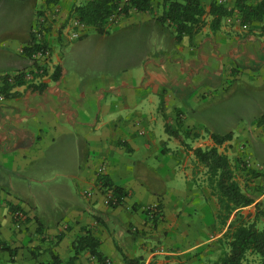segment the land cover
Here are the masks:
<instances>
[{
	"label": "crops",
	"instance_id": "obj_1",
	"mask_svg": "<svg viewBox=\"0 0 264 264\" xmlns=\"http://www.w3.org/2000/svg\"><path fill=\"white\" fill-rule=\"evenodd\" d=\"M87 1L33 0L27 30L0 57V73L31 67L23 49L39 12L56 5L65 17ZM240 1L261 0H219L230 13L217 28L205 0V25L180 40L159 21L158 0L103 33L88 27L71 41L51 35L52 77L21 85L0 102V262H51L52 251L67 260L90 232L106 264L215 263L211 250L226 228L216 221L217 200L194 149L218 146L214 134H231L218 149L254 198L242 211L264 209V161L252 151L255 141L264 146V21L244 28ZM238 90L239 98L229 95ZM238 118L251 127L235 134ZM54 176L60 179L47 187ZM104 179L123 189L119 204L104 203ZM156 203L153 219L148 208ZM53 214L59 217L50 221ZM79 262L100 264L89 250Z\"/></svg>",
	"mask_w": 264,
	"mask_h": 264
},
{
	"label": "trees",
	"instance_id": "obj_2",
	"mask_svg": "<svg viewBox=\"0 0 264 264\" xmlns=\"http://www.w3.org/2000/svg\"><path fill=\"white\" fill-rule=\"evenodd\" d=\"M56 0H47L51 4ZM156 0H88L84 4L75 6L71 14H76L87 25L94 27L98 32L106 31L108 19L115 14L128 16L132 10L147 12L154 8ZM162 14L158 17L162 23H167L175 30V35L180 40L185 35H193L205 25L207 14L205 0H161ZM241 20L246 25H256L264 21V0L257 4H248L243 1L238 3ZM210 14L214 15L213 26L217 28L222 18L230 10L219 0H211ZM60 67L57 66L54 79L60 76ZM6 96L10 94L9 87L5 90ZM170 134L181 138L177 130H172L168 125ZM232 137L231 134H214L215 143L219 146ZM218 146L209 149L196 148L194 154L206 168V184L211 194L216 198L218 210L215 214L216 221L224 229L220 241L226 250L219 259V264H264V210L257 208L254 215L243 213L242 208L254 203V198L249 196L240 186L230 159L221 153ZM248 172L258 175L253 169ZM103 186L114 188L120 202L125 196L120 187H114L107 179L102 181ZM259 205V204H257ZM153 219L160 212V205L156 210H149ZM232 215L234 217L231 219ZM231 219V220H230ZM73 254L63 260L52 251V261L40 264H82L79 262L82 251L89 250L96 256L100 264H106V259L100 251V240L90 232L85 233L73 244ZM128 264L135 260L126 258ZM0 264H5L0 262Z\"/></svg>",
	"mask_w": 264,
	"mask_h": 264
},
{
	"label": "built area",
	"instance_id": "obj_3",
	"mask_svg": "<svg viewBox=\"0 0 264 264\" xmlns=\"http://www.w3.org/2000/svg\"><path fill=\"white\" fill-rule=\"evenodd\" d=\"M60 15L61 8L59 6L53 7L52 11L44 9L37 14L31 29L32 42L28 48L23 49V52H28L32 65L29 68L0 73V102L6 99L5 90L8 87L9 92H12L21 85L43 84L46 78L52 77L53 73L49 70L52 64L53 54L50 45V37L52 34L57 32L59 36L64 35L68 41H71L80 38L87 30V24L78 15L69 14L65 17H61ZM110 18H114V15ZM243 27L247 28V25ZM105 172L106 168L104 165H100L97 168V174L99 176H103ZM100 186L103 190V201L106 205L113 206L120 203L113 187L103 186L102 180L100 181ZM86 194L93 196L94 191L87 190ZM158 205L156 203L148 209L151 211L156 210ZM15 214L18 218L24 217L21 211H17ZM107 263L110 264L109 259Z\"/></svg>",
	"mask_w": 264,
	"mask_h": 264
},
{
	"label": "rangeland",
	"instance_id": "obj_4",
	"mask_svg": "<svg viewBox=\"0 0 264 264\" xmlns=\"http://www.w3.org/2000/svg\"><path fill=\"white\" fill-rule=\"evenodd\" d=\"M32 4H33V0H0V57L4 56L10 50V47H12V45L16 41H19L24 36V33L27 30L28 19L32 18V15L34 13ZM81 4H84V2H81ZM155 4H156V7H158L159 9L158 15L160 16L162 14L161 0H158V3L155 2ZM53 7L50 6L48 10L52 11ZM122 16H123L122 14H115L114 18L112 19L109 18L105 28L108 29L118 24ZM87 26L89 28L91 27L89 25ZM90 32H92L93 34L95 33L93 28L90 29ZM230 94L238 98L239 96L242 95L240 90L236 91V93L230 92L229 95ZM225 121L226 120H223V122ZM250 127H251V124L247 118H242V119L238 118V120H236L235 123L233 124L232 129L235 134H240L241 129L250 128ZM253 144H254L253 150H252L253 155L256 156L257 162L259 161L258 163H262L261 161L262 160L264 161V146L257 143L256 141ZM261 169H263V167H261L260 170ZM262 176H264V173L260 172V177ZM53 178L56 181L47 183V187L53 186L55 182H57V180L60 179L57 176H54ZM72 187L74 188L73 193L77 192L76 191L77 187L75 185H73ZM244 187H246L245 184H244ZM52 201H56V199L53 198ZM58 212H60V210H58ZM58 217H59V214H53L49 216V220L54 221ZM216 228L217 229L215 230V232L220 229L219 227H216ZM213 247L214 249H212L211 252L216 253V254L214 255L215 259L213 258L212 261H215V263L210 262V264H219V259L224 254L226 250V246L219 239L218 241L214 243Z\"/></svg>",
	"mask_w": 264,
	"mask_h": 264
}]
</instances>
